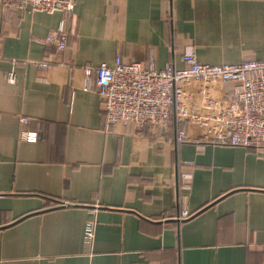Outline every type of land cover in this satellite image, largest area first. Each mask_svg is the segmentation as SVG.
Here are the masks:
<instances>
[{"label": "crops", "instance_id": "crops-1", "mask_svg": "<svg viewBox=\"0 0 264 264\" xmlns=\"http://www.w3.org/2000/svg\"><path fill=\"white\" fill-rule=\"evenodd\" d=\"M63 18L1 11L0 264H264V151L174 116L160 136L107 128L84 73L116 58L181 67L188 46L210 65L264 61V0H79L64 50L35 41ZM232 86L191 82L185 106L202 118Z\"/></svg>", "mask_w": 264, "mask_h": 264}, {"label": "built area", "instance_id": "built-area-1", "mask_svg": "<svg viewBox=\"0 0 264 264\" xmlns=\"http://www.w3.org/2000/svg\"><path fill=\"white\" fill-rule=\"evenodd\" d=\"M79 0H0L1 11L15 10L22 13H60L63 20L58 28L45 38L35 39L54 45L62 51L70 34L65 28ZM181 67L167 64L156 70L152 62L124 63L115 59L112 66L100 64L84 68L85 76L94 75V91L102 104L107 128L133 124L139 129H151L160 136L172 116L176 122H194L206 131L205 137L213 144L242 147L264 151V61H243L239 64L210 65L197 60L191 46L185 48L180 57ZM46 59L38 62L45 70ZM12 82L14 76H7ZM191 82L201 84L232 83L233 86L223 101L208 100L205 105L210 114L194 116L184 100V86ZM87 86L85 85V89ZM27 141L36 140L34 134L25 136ZM189 141L184 129L176 133V142ZM184 177V176H183ZM94 210L84 224V238L91 239L95 230ZM191 214L183 212L181 219Z\"/></svg>", "mask_w": 264, "mask_h": 264}]
</instances>
